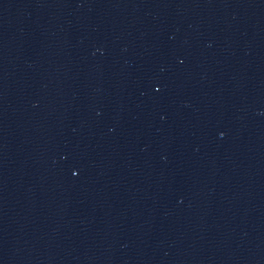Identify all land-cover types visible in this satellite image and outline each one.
I'll return each instance as SVG.
<instances>
[{
    "label": "water",
    "instance_id": "1",
    "mask_svg": "<svg viewBox=\"0 0 264 264\" xmlns=\"http://www.w3.org/2000/svg\"><path fill=\"white\" fill-rule=\"evenodd\" d=\"M0 264H264V0H0Z\"/></svg>",
    "mask_w": 264,
    "mask_h": 264
}]
</instances>
